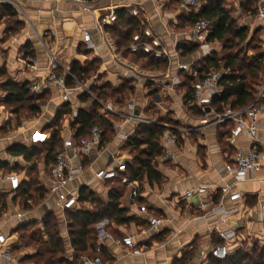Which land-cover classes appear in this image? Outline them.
Listing matches in <instances>:
<instances>
[{"label": "crops", "instance_id": "crops-1", "mask_svg": "<svg viewBox=\"0 0 264 264\" xmlns=\"http://www.w3.org/2000/svg\"><path fill=\"white\" fill-rule=\"evenodd\" d=\"M111 4L117 5L118 11L139 8L140 19H136L139 23L145 21L160 39L161 46L157 48L166 50L162 57L150 53L163 61L154 64L135 61L130 56L133 41L128 48L119 49L115 38L126 35L127 18H135L129 11L127 20L113 28V34L106 31V26H98V16L107 13ZM4 5H10L16 15L10 16ZM183 7L179 0H105L93 6L94 11H88L69 0H0V233L9 235L11 253L10 259H4V247L0 245V264H37L30 260L32 254L27 251L16 252L21 227H35L42 239L47 240L43 219L49 213L55 214L67 255L73 258L67 214L76 210L87 212L93 206L80 201L75 210H62L57 195L48 193L51 163L46 156L39 154L28 159L12 149L19 146L43 148L55 129L60 132L62 148L65 138L76 137L73 123L79 111L91 108L94 101L99 103L98 113L112 122V133L106 134L107 139L83 155L85 171L68 188L78 190L79 195L81 189L86 188L104 205L112 202V195H118L119 207L127 211V217L133 218L128 223L118 224L105 216L97 223V235L98 225H104L112 235L104 243L100 242L99 235L97 238L98 246L101 243L106 251L100 255L103 262L107 260L104 264H175L188 254L189 263L201 264L209 262L213 246L224 242L231 253L251 242L264 243V162L259 169L241 178L226 171L225 165L236 150L250 149L252 142L247 132L232 120L218 124L206 122L207 117L196 104L195 96L187 99V79H197L203 74L201 62L203 64L213 53L224 55L218 40L204 43L191 40L194 12L187 7L186 12ZM259 20L264 36V19ZM16 22L22 23L18 30H15ZM139 27L143 32L141 24ZM83 29L90 31L94 47L87 48ZM107 39L115 44V52L125 63L146 75L145 80L138 83L135 77L129 76L128 68L115 59L114 51L108 48ZM147 39L151 42V38ZM194 44H198V48L187 52ZM50 52L58 55L61 71L71 72L73 63L79 62L83 68L89 66V73H82V79L67 78L68 85L74 88L70 102L61 101L53 88L39 92L46 97L39 116L16 125L13 123L16 114L4 101L3 85L11 79L31 86L48 73ZM33 60L37 61L35 67ZM126 80L133 82L134 91L123 104H117L112 97L97 100L91 93L93 87L118 89ZM87 94L91 96L89 100L84 99ZM107 104L114 106L113 112H105ZM64 105H68L70 112L56 121ZM228 108L230 106L224 107L223 111ZM147 121L168 124L176 132L179 138L173 145L174 159L161 163L159 157L156 158L159 179L151 180L147 174H142L140 179L124 183L123 178L129 177L125 174L126 167L133 164L136 157L129 140L140 124L149 123ZM258 125L256 146L264 153V112L259 115ZM160 145L162 148V137ZM102 168L115 169L118 177L96 179V171ZM10 172L19 175L22 181L16 195H12L10 183L2 178L3 173ZM134 188L138 190L136 196L132 194ZM188 191L192 192L190 196L186 194ZM237 192L241 197L233 198ZM204 202L208 208L201 207ZM219 205H224L226 211L209 213V208ZM18 213L22 216L18 217ZM153 217H162L168 222L160 235L150 230ZM219 231H234L236 237L223 241ZM126 235L134 237L140 253L119 243ZM84 255L97 256L98 253H83L79 264ZM25 260L29 263H24Z\"/></svg>", "mask_w": 264, "mask_h": 264}, {"label": "trees", "instance_id": "trees-1", "mask_svg": "<svg viewBox=\"0 0 264 264\" xmlns=\"http://www.w3.org/2000/svg\"><path fill=\"white\" fill-rule=\"evenodd\" d=\"M225 1L218 0V2L211 1L206 3L200 12L192 14V23L194 24L201 18L210 22L211 32L207 41H224L228 40L229 36H232L244 42L247 40L248 30L246 28L239 29L235 27L234 21L223 7ZM245 2L248 3L249 0ZM4 7L8 10L10 16L16 15L10 5H4ZM127 12L125 9L118 11V17L114 26L107 25L105 27L107 32L113 34V28L120 22H125L128 19L127 34L121 35L120 38H115L119 49L128 48L130 43L134 41V35L141 32L139 21L136 18H127V15H129ZM16 25L17 28L15 30H18L22 23L16 22ZM140 42H148L147 37L142 35ZM197 48L198 44H194L186 51L193 52ZM131 54L129 55L137 62L142 61L143 63L154 64L163 61L153 53L146 52L142 45L139 46L136 52L131 51ZM203 62V64L201 62L203 74L197 79H187V84H189L187 92L188 100H192L194 97L193 89L195 82L203 78L211 68H216L226 71L220 82L222 91L212 100V106L217 111H223V108L227 106H230L233 110H241L255 102L259 86L262 83V73L264 72V52L259 51L252 56H248L243 55L242 51L238 49L230 51L222 57L213 53L205 58ZM70 73L68 80L71 79V76L82 79V73H89V66L87 65V67L83 68L79 62H74ZM3 90L6 92L5 103L16 115L25 110L32 116H36L41 111V105L46 101V97L42 93L31 94L30 84L27 82L19 83L9 79L3 85ZM133 91V82L126 80L118 89H113L109 86L93 87L91 93L97 100L105 101L106 98L112 97L116 100L117 104H123L127 95ZM90 98L91 96L87 94L84 99L89 100ZM262 100H264V97ZM98 107L99 103L94 101L91 108L79 111L73 123V127L77 130L76 138L89 136L92 127L95 125H99L102 128L103 140L107 139L106 134L112 133V122L98 113ZM62 110L63 112L58 113L56 121L60 120L62 114L70 112L68 105H64ZM166 122L171 124L170 120ZM166 129L167 127L160 124L141 123L136 133L130 138L129 147L136 154L134 163L126 167L125 174L129 176L130 180H138L142 174H147L151 180L159 179V174L156 170V158L162 154L160 139ZM172 131L176 133L174 130ZM61 142L60 132L58 129H55L51 138L43 145V148L38 149L33 147L29 149L19 146L13 148L12 151L16 154H24L28 159L39 154H44L47 162L52 164L58 149L61 148ZM144 144L146 145L145 148L142 147ZM112 198L113 200L109 205H104L91 191H88L86 188L81 189L80 201L90 202L93 209L87 212L76 210L67 214L70 239L74 249V255L71 259L66 253L55 214H47L43 219V226L47 236V240L43 241L46 245L43 242L39 244L34 236L31 237L32 241L27 242V244L35 242L36 253L30 259H33L37 264H78L79 257L83 253L105 254L106 251L103 247L98 251L97 223L105 216H108L110 220L118 224L128 223L133 220L132 217L126 216L127 211L125 209L119 207L118 195H112ZM24 227H21V229ZM189 261L188 254L184 255L181 260H177L175 264H188ZM209 264H264V247H260L259 243H254L250 247L236 250L224 260H218L210 256Z\"/></svg>", "mask_w": 264, "mask_h": 264}, {"label": "built area", "instance_id": "built-area-1", "mask_svg": "<svg viewBox=\"0 0 264 264\" xmlns=\"http://www.w3.org/2000/svg\"><path fill=\"white\" fill-rule=\"evenodd\" d=\"M82 6L83 9L88 11H94L93 6H98V4L105 0H69ZM112 2L113 0H107ZM182 5L192 10L194 13H198L201 10L200 0H179ZM258 12L257 16L260 19H264V0H258ZM108 12L100 14L98 16L97 24L99 27L104 28L107 25H111L116 22L118 17V6L111 4L107 7ZM128 11L132 16L140 19L139 8L133 7L128 8ZM142 31L135 34L134 41L131 45V50L136 52L139 46L142 45L143 49L150 53L153 52L157 57H162L166 54L165 49H158L161 46L160 39L155 37L154 32L151 28L147 27L145 21L140 20ZM84 31V41L87 48L94 47L92 35L89 30L83 29ZM210 22L206 19H198L191 30V40L197 43H204L208 40L210 34ZM106 36L107 33H104ZM142 35L151 38V42L141 43ZM107 46L109 49L114 51L115 59L119 60L121 63L128 68L129 76L135 77L138 83L146 79L140 70L136 67L125 63L115 52V44L107 39ZM33 67L36 66L37 61L33 60ZM226 73L225 70H220L216 68H211L208 73L204 75L203 78L197 80L194 84V96L196 104L205 113L207 117L206 122L214 123H224L228 120H232L236 123V126L240 129H244L252 145L250 149L244 150L239 148L236 150L229 158V161L225 165V170L234 174L235 176L241 178L247 172L259 169L264 162V153L261 151L256 144L258 143V121L259 115L264 112V82L259 88L257 98L254 103L248 107L241 110L226 109L222 112L217 111L212 106L213 98L221 93L222 86L220 84L223 75ZM71 73L67 70H60V61L58 55L55 52H50L49 54V64L48 73L45 76L40 77L35 83L30 86L31 94H37L46 89H55L58 93L61 101L70 102L71 93L74 88L70 87L67 83V78ZM80 88H84L80 86ZM106 113L114 111V106L112 104H107L104 107ZM149 122V121H147ZM151 123V122H149ZM167 127L162 136V154L159 156V161L161 163H167L174 159L173 145L177 142V136L171 130L168 124H163ZM103 141V131L99 125L92 127L89 136H83L76 138L72 135L64 139L63 147L58 149L54 162L50 165L51 183L48 186V193L50 195H57V203L62 210H75L76 206L80 202L79 191L72 190L68 188V185L73 182L79 175L83 174L85 171V164L83 160V155L95 145L101 144ZM118 173L115 169L102 168L96 171L95 178L98 180H110L116 179ZM3 180L10 183L12 195H16L21 189L22 181L16 173H3ZM124 183H130L129 177H124L122 180ZM138 190L133 189V196L137 195ZM188 196L192 194L191 191L186 193ZM233 198H240L241 194L239 192L232 195ZM206 202L201 203V207L208 208ZM226 211L224 205H219L218 207L209 208V213L219 214ZM22 214L18 213V217ZM163 226H168V222L162 217H153L150 219V230L155 235H160L163 230ZM98 235L101 243H104L107 239L112 237L111 233L107 231L104 225H98ZM220 237L223 241H229L236 237L234 231H219ZM10 241L9 235L5 233H0V245L4 247L2 250V256L4 259H10ZM101 243L98 246V251H100ZM120 244L125 245L128 249L133 250L135 253H140L139 245L132 235L124 236L120 241ZM231 251L227 243H222L213 246L210 251V256L218 259L224 260L231 255ZM80 264H104L103 259L100 255L88 256L84 255L80 259ZM191 264V263H189ZM201 264H208V262H203Z\"/></svg>", "mask_w": 264, "mask_h": 264}, {"label": "rangeland", "instance_id": "rangeland-1", "mask_svg": "<svg viewBox=\"0 0 264 264\" xmlns=\"http://www.w3.org/2000/svg\"><path fill=\"white\" fill-rule=\"evenodd\" d=\"M200 1L202 5L201 10L206 3H209L211 1L218 2V0H200ZM245 1L247 0H226L223 4V7L225 8L226 12L230 16V18L234 21L235 27L239 29L246 28L248 30L247 40H245L244 42H241L238 38L232 36H229V38H227L228 40L220 41L223 55H226L228 52L236 51L238 49L242 51L243 55H248V56H252L254 55V53L259 51L264 52V36L261 31L262 28L259 27L260 20L257 16L259 1L249 0L248 3H246ZM183 9H185L186 12L188 11L186 7H183ZM37 116H39V114L36 115V117ZM14 117L15 119L13 123H16V125H23L26 123V121L30 120V118L31 120L35 119V116H32L25 110H23L19 115L16 116L14 115ZM33 236L35 240L38 241L39 244L43 242V244L46 245L42 239V236L39 234L38 230L35 227L28 228V226H26L20 232V237H19L20 246H18V250L16 252L19 253L21 251L24 252L27 251L33 256L36 253V247L34 245L35 242H32L29 245L27 244V242L32 241L31 237ZM253 243L254 242H251V244L247 247L252 246ZM259 245L260 247H264V243H259ZM30 260L34 261L33 259ZM106 261L107 260H105L104 262ZM24 263H29V260H25Z\"/></svg>", "mask_w": 264, "mask_h": 264}]
</instances>
